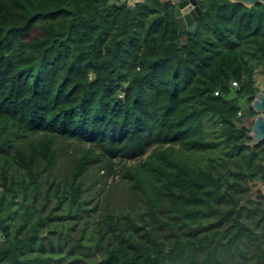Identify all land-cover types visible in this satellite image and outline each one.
<instances>
[{"label": "trees", "instance_id": "1", "mask_svg": "<svg viewBox=\"0 0 264 264\" xmlns=\"http://www.w3.org/2000/svg\"><path fill=\"white\" fill-rule=\"evenodd\" d=\"M198 5L0 0V264H264V5Z\"/></svg>", "mask_w": 264, "mask_h": 264}, {"label": "water", "instance_id": "2", "mask_svg": "<svg viewBox=\"0 0 264 264\" xmlns=\"http://www.w3.org/2000/svg\"><path fill=\"white\" fill-rule=\"evenodd\" d=\"M170 1L175 5L174 15L178 27L184 33H189L195 30L197 25V19L200 15V8L197 0H159ZM236 2H243L247 6H251L257 1L264 0H231ZM251 107L258 114L255 117L247 116L244 119L246 127L249 129V136L251 140L250 145H253L261 140H264V92L258 91L255 93ZM256 188L264 194V182L258 181Z\"/></svg>", "mask_w": 264, "mask_h": 264}, {"label": "rangeland", "instance_id": "3", "mask_svg": "<svg viewBox=\"0 0 264 264\" xmlns=\"http://www.w3.org/2000/svg\"><path fill=\"white\" fill-rule=\"evenodd\" d=\"M133 1H136V0H131V2ZM254 80H255L254 84L255 86H257L258 90L264 92V69L263 68H260V67L255 68ZM115 168H116V165H115ZM108 172L109 173H107L106 169H104L102 166L100 167L95 166L94 171H92V173L88 176L87 183L90 185L89 191L92 193H97L95 195V198H99V200H101V203L99 205L100 208L104 204V198H107L105 197L104 194H107L109 196L108 201L110 202V205L112 203V204H118L119 206L123 207L127 203L132 202V198L130 197L128 190L124 188L125 185L120 180V175L118 174V171H110L108 168ZM102 174H108L106 175V180L94 183L93 182L94 177L98 178Z\"/></svg>", "mask_w": 264, "mask_h": 264}, {"label": "flooded vegetation", "instance_id": "4", "mask_svg": "<svg viewBox=\"0 0 264 264\" xmlns=\"http://www.w3.org/2000/svg\"><path fill=\"white\" fill-rule=\"evenodd\" d=\"M228 1H230V2H236V1H231V0H228ZM197 3H198V0H197ZM237 3H242V4H243L244 6H246V7H252V6H255V5H258V4H262V5H264V3H263L262 1H257L256 3H254V4L251 5V6H247V5H245L243 2H237ZM252 101H253V100H252ZM251 103H252V102H251ZM250 105H251V104H250ZM251 108H252V107H251ZM252 109H253V108H252ZM257 114H258V113L255 112V111L253 110V113L243 115V116H242V120L244 121L243 118H245V117H247V116H251V118H252V117H255ZM244 124H245V126H246V122H245V121H244ZM256 186H257V185H255V186L253 187V191H254V192H258V191H260V189H257Z\"/></svg>", "mask_w": 264, "mask_h": 264}, {"label": "built area", "instance_id": "5", "mask_svg": "<svg viewBox=\"0 0 264 264\" xmlns=\"http://www.w3.org/2000/svg\"><path fill=\"white\" fill-rule=\"evenodd\" d=\"M232 85L236 86V85H237V83H236L235 81H233V82H232Z\"/></svg>", "mask_w": 264, "mask_h": 264}]
</instances>
